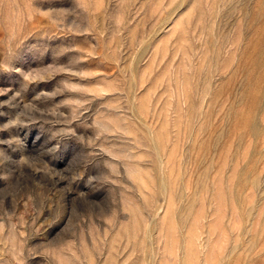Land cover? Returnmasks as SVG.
I'll list each match as a JSON object with an SVG mask.
<instances>
[{
    "label": "rangeland",
    "instance_id": "1",
    "mask_svg": "<svg viewBox=\"0 0 264 264\" xmlns=\"http://www.w3.org/2000/svg\"><path fill=\"white\" fill-rule=\"evenodd\" d=\"M0 264H264V0H0Z\"/></svg>",
    "mask_w": 264,
    "mask_h": 264
},
{
    "label": "bare ground",
    "instance_id": "2",
    "mask_svg": "<svg viewBox=\"0 0 264 264\" xmlns=\"http://www.w3.org/2000/svg\"><path fill=\"white\" fill-rule=\"evenodd\" d=\"M263 31V30H262ZM259 44V43H258Z\"/></svg>",
    "mask_w": 264,
    "mask_h": 264
}]
</instances>
